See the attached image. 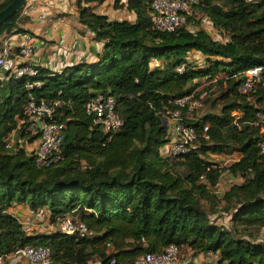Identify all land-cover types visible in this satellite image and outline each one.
<instances>
[{
  "label": "trees",
  "instance_id": "trees-1",
  "mask_svg": "<svg viewBox=\"0 0 264 264\" xmlns=\"http://www.w3.org/2000/svg\"><path fill=\"white\" fill-rule=\"evenodd\" d=\"M11 1L0 0V10ZM98 1H76L79 22L105 41L96 63L59 73L36 65V75H6L0 87V256L45 245L50 264H133L144 252L175 244L178 254L216 253L206 264H264V241L253 234L264 230V154L252 125L256 112L264 113V0H201L196 7L216 38L191 16L174 31H157L151 0H113L115 9L135 14L133 22L96 13L89 4ZM19 11L0 25V34L24 33L16 23ZM191 51L204 56L201 65L187 60ZM254 66H262L259 79L251 92L239 94L244 71ZM220 72L225 75L218 78ZM207 76L217 83L206 91L223 87L218 110L184 119L197 141L181 156H163L170 136L161 113L176 109L173 101ZM99 93L115 99L123 121L115 132H104L85 111ZM29 97L60 101L54 119L64 125L61 159L48 167H38L24 148H5ZM211 153L237 158L221 167ZM223 174L243 182L218 195ZM14 204L47 210L51 223L70 215L92 235L30 234L7 212ZM214 215L228 216L230 227Z\"/></svg>",
  "mask_w": 264,
  "mask_h": 264
},
{
  "label": "built area",
  "instance_id": "built-area-1",
  "mask_svg": "<svg viewBox=\"0 0 264 264\" xmlns=\"http://www.w3.org/2000/svg\"><path fill=\"white\" fill-rule=\"evenodd\" d=\"M43 0H26L19 9V15L26 14L33 4H38ZM201 0H151V14L153 27L160 32H171L182 26L188 16L197 17L200 13L196 5ZM207 19V18H206ZM208 20V19H207ZM210 23V22H209ZM211 25V24H210ZM212 27V26H211ZM207 30V29H206ZM213 30V29H212ZM210 33L211 31L208 30ZM25 41L17 42L12 38V34H0V87L6 75L20 77L23 75L34 76L37 74L35 64L31 61L33 48L29 38ZM200 55L201 62L204 56ZM189 53L187 60L194 59ZM185 68L184 63L176 67L177 72H182ZM262 72V66H254L244 71L243 80L237 88L239 94H247L254 88L256 81ZM216 78L205 77L202 81V87H197L190 94L184 95L173 101L177 107L174 110H166L161 113V120L168 130L170 140L161 149L160 153L169 158H176L187 152L190 146L197 141L198 135L195 128L184 119L190 118L194 112L201 109L204 105V99L207 95L203 84L213 82ZM39 83H28L27 88L38 86ZM60 105L59 100H36L29 97L24 105L23 117L19 119L17 126L5 139V148L8 152H15L20 148H25L27 138L35 136L38 139L37 144L31 150L38 167H48L61 159V144L63 141L64 125L56 122L54 119L56 108ZM185 109L182 115L181 109ZM85 111L92 117L93 124L99 126L104 132L110 133L117 131L123 121L116 111L115 99L110 95L96 94L85 104ZM252 125L258 128V148L261 154H264V113L256 112ZM207 126H204L203 132H206ZM205 138L207 136L203 134ZM218 189V183L215 186ZM7 212L16 216L10 208ZM49 215V214H48ZM43 223V222H41ZM39 226V225H38ZM44 232L50 233L59 230L62 233L75 235L79 238H89L92 232L86 223L82 220L65 215L57 219L56 223L42 224ZM24 227V226H23ZM27 232H31V226L24 227ZM108 250L113 247L108 244ZM178 247L175 244H169L160 252H144L137 256L133 264H174L178 258ZM22 256L26 259V264H50L51 251L48 246H24L18 248L10 255L0 256V264H4L11 257ZM217 259V254H213Z\"/></svg>",
  "mask_w": 264,
  "mask_h": 264
},
{
  "label": "crops",
  "instance_id": "crops-1",
  "mask_svg": "<svg viewBox=\"0 0 264 264\" xmlns=\"http://www.w3.org/2000/svg\"><path fill=\"white\" fill-rule=\"evenodd\" d=\"M76 1L43 0L38 4H33L26 14L17 15L16 23L24 30V33H11L12 38L22 43L25 41L23 37L29 38V42L33 48L31 55L33 64L45 68L50 72L59 73L69 66L81 63L94 64L98 61L105 41L97 40L94 33L79 22ZM89 6L96 13L106 15L110 19H125L133 22L136 18L133 12L127 11L125 8L115 9L113 7V0H100L90 3ZM190 53L193 55L191 57L201 60L198 53L194 51ZM27 139L25 148L26 150H31L37 144L38 139L35 136L28 137ZM225 176L237 180L240 179V181L233 182L232 184L243 182L242 178L232 177L228 174H223L220 181ZM220 181L218 182V189L216 191L222 187ZM10 210L15 213V217L18 218L24 227L29 228L31 226L32 231L28 233H46L42 224L44 225L48 221L47 210L35 213L22 204H14L10 207ZM194 258H204L206 260L204 264L215 260L213 254H196ZM190 261L186 260V262ZM4 264H26V259L22 256H15L6 260ZM92 264L99 263L93 262Z\"/></svg>",
  "mask_w": 264,
  "mask_h": 264
},
{
  "label": "rangeland",
  "instance_id": "rangeland-1",
  "mask_svg": "<svg viewBox=\"0 0 264 264\" xmlns=\"http://www.w3.org/2000/svg\"><path fill=\"white\" fill-rule=\"evenodd\" d=\"M192 18L195 19V20H198L200 22V24L205 29L210 30L211 31V35L214 38L217 37L215 31L212 30V27H211L209 21L206 18H201L200 16L192 17ZM191 28H194V27L192 26ZM192 62L197 63L198 65L202 64L201 60H199L198 58L192 59ZM224 75L225 74L223 72H220L217 75V77L221 78ZM215 83H217V79L215 81H213V82H209V83L203 84V87L205 89L206 86L211 85V84H215ZM201 85H199V87H202ZM222 88L223 87L220 86V84H217V85L211 86V88L208 91H206L207 95L205 97L206 100H205L204 107H203V109H199V110H197L195 112L196 116H201L202 114H204L207 111H211V110L217 111L218 110V108L220 106V103H221V100L218 97H219L220 92L223 90ZM236 158H237V155L235 153L232 154V155H222V154H213V153H211L209 155V159L211 161L218 162V164H220L221 167L229 165ZM238 181H240V179L237 180L235 178H230L229 176H225L220 181L221 184H222V187H220V189L218 191H216V193L218 195L223 194V192L227 189L228 186H230L233 182H238ZM205 207H207V206H205ZM42 210H44V209H42ZM217 216L218 215H214V216H212V218L215 221H217L218 223H222L225 226H229L230 227L229 217L228 216H224V215H219V217H217ZM253 234H254V236H255V238L257 240H263L264 241V230L263 229L253 230ZM194 257H195V254L190 253L188 251V249H181L180 253L178 254V258H177V260H176V262L174 264H194V263H196V264H204L205 263L204 261H206L204 258H196L195 259ZM186 260H191V261L190 262H186ZM92 263L93 262H90L89 264H92Z\"/></svg>",
  "mask_w": 264,
  "mask_h": 264
},
{
  "label": "water",
  "instance_id": "water-1",
  "mask_svg": "<svg viewBox=\"0 0 264 264\" xmlns=\"http://www.w3.org/2000/svg\"><path fill=\"white\" fill-rule=\"evenodd\" d=\"M26 0H12L2 10H0V25L7 21L10 17L24 5Z\"/></svg>",
  "mask_w": 264,
  "mask_h": 264
}]
</instances>
